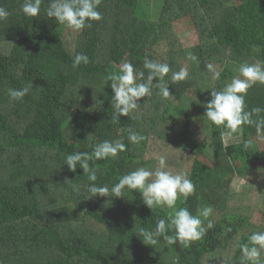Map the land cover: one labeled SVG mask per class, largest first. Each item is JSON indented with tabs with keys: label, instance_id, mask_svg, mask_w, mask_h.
<instances>
[{
	"label": "trees",
	"instance_id": "1",
	"mask_svg": "<svg viewBox=\"0 0 264 264\" xmlns=\"http://www.w3.org/2000/svg\"><path fill=\"white\" fill-rule=\"evenodd\" d=\"M22 3L0 0L10 12L0 22V264H239L240 245L264 231L253 220L256 209L264 212V144L254 126H244L242 140L225 149L222 129L207 121L203 104L210 88L238 75L241 63L264 64V0H102L103 18L78 33L46 16L50 0H42L34 18L20 11ZM186 18L197 42L167 47L176 36L174 23ZM77 53L89 63L73 68ZM145 56L169 64L161 83L171 94L159 97L154 81L152 96L115 121L107 77L131 62L146 79ZM209 63L221 70L219 80L211 78ZM181 67L189 78L172 82ZM28 86L22 100L10 101L9 89ZM245 102L248 110L264 108V85L251 87ZM129 130L146 139L129 143ZM103 140H120L126 151L96 163L97 185L111 187L141 166L156 169L155 148L166 145L180 151V165H189L180 171L195 185L177 207L195 214L197 207L212 206L220 213L211 220L214 227L188 247L163 240L145 245L139 229H154L171 209L151 210L138 191L127 189L124 198H87V175L64 165L68 154L90 152ZM246 140L252 149H243ZM237 177L248 179L238 199L230 193Z\"/></svg>",
	"mask_w": 264,
	"mask_h": 264
},
{
	"label": "clouds",
	"instance_id": "2",
	"mask_svg": "<svg viewBox=\"0 0 264 264\" xmlns=\"http://www.w3.org/2000/svg\"><path fill=\"white\" fill-rule=\"evenodd\" d=\"M42 0H23L20 11L26 17H38L41 11ZM102 0H50L46 10L48 18H54L59 25L80 32L91 27L93 21H100L103 16L98 10ZM10 12L0 6V22L7 20ZM189 59L195 61V55L189 53ZM81 63L88 64L89 57L84 53H77L72 61V67L77 68ZM143 68L147 70V77L144 71L137 70L131 62H125L119 66L116 74L107 77L106 84L111 81L112 89L111 105L113 107L112 119L118 121L121 116H128L130 112L138 108L143 97H151L155 86L159 88L157 95L162 99L170 96L169 86L161 83L164 77L170 72L167 63H161L145 56ZM206 68L212 74L213 80L221 78V70L209 63ZM238 75L233 76L231 81L224 84L222 88H210V99L203 104L204 116L207 121L220 131L223 147H229L228 140L234 136L244 133V126H254L258 140H264V108L253 107L248 110L245 98L248 90L256 84L264 85V64L247 62L238 66ZM189 78L187 67H181L179 71L171 75L172 82H180ZM138 80L142 82H138ZM30 91V86L19 89H9L10 101L22 100ZM129 143L140 144L146 137L140 133L129 130L127 137ZM253 147L252 140L243 142V149L250 150ZM126 151V145L120 140H103L92 147L90 152L77 151L68 154L64 165L71 172L77 168L83 170L87 175L89 183L86 188L90 195L87 198L99 196L111 198H124V190L138 191L143 204L149 209L156 207L171 209L165 217L155 222L154 229H139V237L145 245L155 246L161 240L168 245L179 243L180 246L188 247L191 242L201 240L209 229L214 227L209 219L213 208L210 205L197 207L193 214L187 207H177V201L186 202L194 194L195 185L189 178L188 173L179 172L173 174L164 170L166 158L159 157V166L155 171L143 166L130 171L121 177L111 187L99 186L97 181L98 161L116 158L119 153ZM207 220L205 225L204 221ZM226 232H231L228 227ZM171 233V234H170ZM241 256L239 264H264L262 253H264V231L252 232L247 241L240 245Z\"/></svg>",
	"mask_w": 264,
	"mask_h": 264
},
{
	"label": "rangeland",
	"instance_id": "3",
	"mask_svg": "<svg viewBox=\"0 0 264 264\" xmlns=\"http://www.w3.org/2000/svg\"><path fill=\"white\" fill-rule=\"evenodd\" d=\"M149 14H151V13H149ZM154 18L155 19L158 18L157 15L154 14ZM174 24H175L176 36L171 37V39H168L167 47L179 49V48H182V47L184 48L187 45H191V44L197 42V33L193 28L194 24L190 18H186V19L177 21ZM114 132L116 135H119V136H121V134H122V131L120 128H116ZM242 138H243V135L234 136L228 140V143H230L231 141H241ZM151 143H153V141ZM259 143L264 144V140H262V141L259 140ZM153 147H154V145L152 146V148ZM155 149H157V151L154 153L155 155H157L159 157L164 156L166 158V165L167 166H166V169H164V170L171 171L173 174L181 172L180 169L189 170V167H188L189 165L186 164V162L183 166L180 165V162L182 161V157H180L181 153L179 150H175V149L170 148L166 145L163 149L162 148H160L159 150H158V148H155ZM187 162L189 163V161H187ZM261 165H262V163H254L252 166L255 167V166H261ZM152 170L155 171V168L153 167ZM183 172H185V171H183ZM247 184H248L247 178H242V177L235 178L232 181L231 187H230L231 195L238 196L236 198V199H238L239 198V192L243 191L244 187ZM261 187L264 189V186H261ZM257 196H255V197L257 198ZM256 198H254V200H256ZM234 201L236 203V201H238V200H234ZM263 214H264V212H261L258 209H256V211L253 214V220H256V221L262 223V226H264V215ZM219 215H220V213L217 211L212 212V215L209 217V219L215 220L218 218ZM212 259L213 258H210L209 261L213 263ZM225 259H227V256H225ZM215 264H219V263L216 262Z\"/></svg>",
	"mask_w": 264,
	"mask_h": 264
}]
</instances>
